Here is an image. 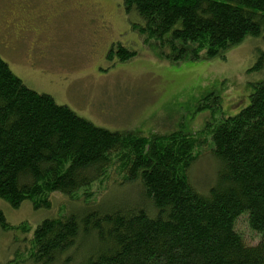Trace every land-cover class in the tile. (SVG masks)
<instances>
[{
  "label": "trees",
  "instance_id": "1",
  "mask_svg": "<svg viewBox=\"0 0 264 264\" xmlns=\"http://www.w3.org/2000/svg\"><path fill=\"white\" fill-rule=\"evenodd\" d=\"M121 2L129 20L137 17L130 21L133 29L146 42L169 46L174 60L223 55L264 26V0ZM113 45L108 58L135 55ZM255 87L246 107L209 118L202 129L144 135L96 125L29 86L0 53V199L12 208L30 200L34 209L51 211L53 194L68 199L59 214H48L32 230V263L264 264V82ZM214 95L201 98L199 109L219 113ZM203 144L219 164L206 191L189 178ZM114 169L120 188L144 193L148 206L121 205L115 197L120 191H109ZM106 193L111 195L104 199ZM243 213L259 236L256 242L237 228ZM0 226L17 227L2 211ZM19 228L27 231L28 225ZM92 232L100 246L82 253Z\"/></svg>",
  "mask_w": 264,
  "mask_h": 264
},
{
  "label": "rangeland",
  "instance_id": "2",
  "mask_svg": "<svg viewBox=\"0 0 264 264\" xmlns=\"http://www.w3.org/2000/svg\"><path fill=\"white\" fill-rule=\"evenodd\" d=\"M101 3L103 15L110 19L105 28L92 22L90 9L76 0H0L1 55L29 86L49 93L96 125L144 135L167 134L179 128L196 131L209 118L234 115L250 103L256 83L264 82V62L259 64L264 51V26L259 34H247L241 42L224 50L223 55L174 60L169 46L154 40L146 42L133 29L130 21L137 17L128 19L121 0ZM8 24L14 29H7ZM111 44L116 48L122 44L134 50L135 55L128 60L118 59L116 54L108 58ZM211 92L218 96L212 98L220 102L219 113L211 107H198L200 99ZM198 152L189 178L198 189L206 191L216 181L219 164L209 144L199 146ZM112 172L109 191H120L115 197L121 198V205L132 206L133 210L137 203L149 205L142 191L138 195L128 189L132 186L123 191L120 175L115 169ZM104 195L106 199L111 194ZM52 197V211L36 210L30 200L12 208L0 199V211L6 221L17 226L10 230L0 226V264L16 262L17 258V264H33L28 257L32 230L48 214H59L68 200L60 192ZM24 223L27 231L19 228ZM236 223L246 241L258 240L247 213L240 215ZM93 233L85 238L88 245L81 247L82 253L100 246ZM94 241L95 245H90Z\"/></svg>",
  "mask_w": 264,
  "mask_h": 264
},
{
  "label": "flooded vegetation",
  "instance_id": "3",
  "mask_svg": "<svg viewBox=\"0 0 264 264\" xmlns=\"http://www.w3.org/2000/svg\"><path fill=\"white\" fill-rule=\"evenodd\" d=\"M76 1H78V3L80 5H86L90 9V11L92 13L91 16H92V19H93V20L91 19V21L92 22H94V21L97 22L98 26L100 28H105V25H107V23L110 22V19L108 17L105 18V15H103V12H102L103 4L101 3L102 0L101 1L97 0L95 4H89L88 0H76ZM86 10L88 11V9H86ZM88 13H89V11H88ZM50 14L52 15V10H51ZM7 29L12 30V29H14V26L12 24H8L7 25ZM18 37H19V35H18ZM18 37H16V38L18 39ZM109 50L110 49L108 47V50H107V53H106L107 56L109 55V52H108Z\"/></svg>",
  "mask_w": 264,
  "mask_h": 264
}]
</instances>
